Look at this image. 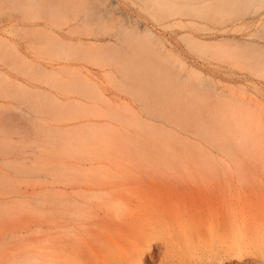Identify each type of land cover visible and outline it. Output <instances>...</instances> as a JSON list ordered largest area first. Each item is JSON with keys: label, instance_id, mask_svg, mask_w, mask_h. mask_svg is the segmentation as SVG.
I'll return each mask as SVG.
<instances>
[{"label": "rangeland", "instance_id": "obj_1", "mask_svg": "<svg viewBox=\"0 0 264 264\" xmlns=\"http://www.w3.org/2000/svg\"><path fill=\"white\" fill-rule=\"evenodd\" d=\"M33 238L264 264V0H0V249Z\"/></svg>", "mask_w": 264, "mask_h": 264}, {"label": "bare ground", "instance_id": "obj_2", "mask_svg": "<svg viewBox=\"0 0 264 264\" xmlns=\"http://www.w3.org/2000/svg\"><path fill=\"white\" fill-rule=\"evenodd\" d=\"M160 245L161 244H159V246ZM159 246L148 242L145 244L144 248L138 252L137 259L132 264H157L156 260L162 251V249H160L161 246L160 248ZM50 250V246L48 244L45 245L40 239L19 240L13 247H7L4 248V250L0 249V264H58L53 255L54 253ZM251 262L253 263L254 261L251 259L250 263ZM255 262L253 264L257 263ZM227 264L239 263L229 260ZM243 264H245V262Z\"/></svg>", "mask_w": 264, "mask_h": 264}]
</instances>
